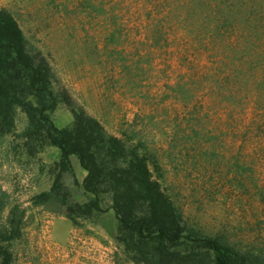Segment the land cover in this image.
<instances>
[{"label": "rangeland", "instance_id": "1", "mask_svg": "<svg viewBox=\"0 0 264 264\" xmlns=\"http://www.w3.org/2000/svg\"><path fill=\"white\" fill-rule=\"evenodd\" d=\"M141 4L0 0V8L17 18L29 51L51 66L61 98L51 114L58 126L72 125L77 106L110 134L141 142L187 224L264 255V158L248 155L256 144L252 133L241 141L251 114L240 120L238 112L223 110L204 81L191 75L203 70L205 60L194 57L184 31H149ZM27 125L18 109L15 129L0 137V222L14 205L25 211L14 264H134L115 241L113 209L74 226L59 202H33L35 194L50 189L60 150L48 145L29 154L22 136ZM64 181L74 200L88 199L75 171ZM103 204L110 205L109 196Z\"/></svg>", "mask_w": 264, "mask_h": 264}, {"label": "trees", "instance_id": "2", "mask_svg": "<svg viewBox=\"0 0 264 264\" xmlns=\"http://www.w3.org/2000/svg\"><path fill=\"white\" fill-rule=\"evenodd\" d=\"M141 1L149 31L182 30L187 35L194 57L205 60L203 70L191 75L204 81L203 88L221 108L238 112L240 120L251 114L241 141L252 133L256 144L248 155L264 158V0ZM60 101L49 62L29 51L15 15L0 8V137L15 129L21 109L28 118L22 136L29 154L48 145L60 150L51 187L33 196L35 204L59 202L74 226L113 209L115 241L134 264H264L263 254L187 224L164 190L162 174L155 173L156 159L141 142L130 144L110 134L98 118L77 106H72V125L58 126L51 114ZM72 155L87 171L81 186L90 197L84 202L72 198L64 181L67 173L74 174ZM105 196L110 197L108 207ZM4 207L2 200L0 211ZM9 212L7 221L0 222V264H14L13 245L22 236L24 209L14 205Z\"/></svg>", "mask_w": 264, "mask_h": 264}, {"label": "crops", "instance_id": "3", "mask_svg": "<svg viewBox=\"0 0 264 264\" xmlns=\"http://www.w3.org/2000/svg\"><path fill=\"white\" fill-rule=\"evenodd\" d=\"M71 161H72L73 168L75 171V178L78 180V183H79V186L81 187L84 198L87 199L88 197H90V195L85 193L81 186L83 179L87 174V171L81 166L79 158L77 156L73 155L71 157Z\"/></svg>", "mask_w": 264, "mask_h": 264}]
</instances>
